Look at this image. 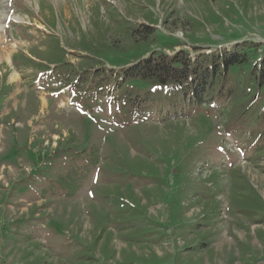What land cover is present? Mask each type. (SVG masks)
I'll use <instances>...</instances> for the list:
<instances>
[{"label": "rangeland", "instance_id": "1", "mask_svg": "<svg viewBox=\"0 0 264 264\" xmlns=\"http://www.w3.org/2000/svg\"><path fill=\"white\" fill-rule=\"evenodd\" d=\"M241 43L217 113L141 119L108 80ZM263 54L264 0H0V264H264Z\"/></svg>", "mask_w": 264, "mask_h": 264}, {"label": "trees", "instance_id": "2", "mask_svg": "<svg viewBox=\"0 0 264 264\" xmlns=\"http://www.w3.org/2000/svg\"><path fill=\"white\" fill-rule=\"evenodd\" d=\"M132 31L139 33L142 41L139 42L136 39L139 43L135 45L136 47L143 48L151 44L154 37L152 29L141 27ZM129 36L133 35L130 33ZM83 48L92 55L97 54L96 49H90L88 45H83ZM254 48L252 43L247 45L241 43L229 51L218 50L214 55H200L193 60L182 51L173 56L151 52L145 58L136 57L132 65L122 69L119 75L110 74L108 80L114 84L115 89L119 88L120 91L124 85L132 84L138 88L147 89L142 96L134 95L135 99L133 93L125 89L122 92L124 96L117 98L122 101V107L140 113L141 119L147 115L150 116L153 109L160 111L166 109L164 106L167 107L168 119L171 115L175 119L182 118L185 111H197L205 106L217 113L221 108L229 106L228 109H230L231 104H238L244 96L246 86L237 90L236 87L239 84H235L230 75L234 72L247 71L248 53ZM114 53L123 55L126 52L114 51ZM249 71L248 77L252 84L262 86L264 84V54L250 67ZM93 73H98V77L101 75L99 71ZM118 79L120 84H115ZM214 103H217L219 107H216Z\"/></svg>", "mask_w": 264, "mask_h": 264}]
</instances>
